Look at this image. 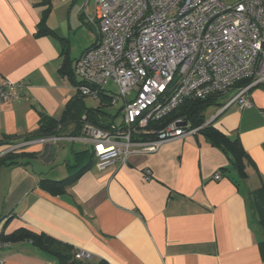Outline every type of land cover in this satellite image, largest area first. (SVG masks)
I'll list each match as a JSON object with an SVG mask.
<instances>
[{"label":"crops","instance_id":"crops-1","mask_svg":"<svg viewBox=\"0 0 264 264\" xmlns=\"http://www.w3.org/2000/svg\"><path fill=\"white\" fill-rule=\"evenodd\" d=\"M94 15V0H0V84L24 83L0 101V157L12 147L8 138L23 143L42 116L59 119L78 92L65 70L80 81L76 62L99 37ZM44 26L48 30L40 31ZM251 99V107L224 102L205 122L239 138L249 157L245 180L227 152L199 130L132 154L125 164L81 154L93 153L85 142L71 147L73 163L56 164L62 139L25 141L19 152L37 155L0 166V223L10 242L0 264H58L31 239L12 238L21 227L88 252L94 262L264 264V232L248 199L250 190L264 185V86L253 89ZM83 165L61 194L40 185Z\"/></svg>","mask_w":264,"mask_h":264},{"label":"built area","instance_id":"built-area-1","mask_svg":"<svg viewBox=\"0 0 264 264\" xmlns=\"http://www.w3.org/2000/svg\"><path fill=\"white\" fill-rule=\"evenodd\" d=\"M94 5L99 37L76 62L77 90L94 98L109 93L112 105L122 100L121 121L107 127L86 122L81 136L38 141L82 140L103 163L125 164L132 154L150 153L200 129L182 118L156 125L184 100L232 94L225 107H251L252 89L264 85V0H94ZM109 80L119 93L105 90ZM22 86L1 83L0 101ZM150 173L147 169L146 178ZM2 228L0 223V251L10 244L1 238ZM76 256L91 258L81 250Z\"/></svg>","mask_w":264,"mask_h":264},{"label":"trees","instance_id":"trees-1","mask_svg":"<svg viewBox=\"0 0 264 264\" xmlns=\"http://www.w3.org/2000/svg\"><path fill=\"white\" fill-rule=\"evenodd\" d=\"M47 30L48 28L44 26L40 31L44 32ZM65 72L75 85L81 83L80 81L75 80L73 70L68 72L65 70ZM260 86L264 85H258L256 87ZM84 97L85 96L78 91L67 103L65 110L59 119L42 116L40 126L23 141L40 139L47 136H81L86 122H92L102 127H107L110 123L115 122L118 114L116 116H111V119H107L105 116L106 113L101 106L97 108L88 107ZM219 97H225L226 99L227 96L225 94H220L213 95L207 99H186L165 120L159 121L156 125L158 127H164L168 122L175 118H182L188 122L189 128L200 127L199 131H201L211 144L219 146L227 152L232 168L236 171L239 179L245 180L248 177L246 167L249 163V157L239 138L229 137L216 128L213 123L205 125L207 120L205 112ZM99 98H101L106 104L112 105L111 94L102 92ZM84 115L86 116L85 118L83 117ZM8 139V143L12 145L19 143L18 141L15 142V140L12 141L14 138ZM85 152H88L91 157L93 156V153L88 149L81 152V154ZM36 155L35 152H19L18 149H13L0 157V166L4 164H22L25 158L34 157ZM87 167L88 165H83L79 167L73 175L60 180L43 178L40 180V185L52 194H61L65 192L66 187L71 182L75 181ZM248 199L256 212L258 222L264 232V185L250 190L248 192ZM11 237L16 239H31L42 251L54 256L58 264H109L105 260L94 262L87 258H78L76 256L78 249L74 246L64 243L45 233H39L26 227L17 229ZM1 238L6 240L3 235H1ZM260 248L264 257V239L260 242Z\"/></svg>","mask_w":264,"mask_h":264},{"label":"rangeland","instance_id":"rangeland-1","mask_svg":"<svg viewBox=\"0 0 264 264\" xmlns=\"http://www.w3.org/2000/svg\"><path fill=\"white\" fill-rule=\"evenodd\" d=\"M105 90H110L111 92H113L114 94L116 93H119L120 92V87L119 85L114 82L113 80H109L106 85H105ZM232 96L229 95L228 97H226V99H223L222 97L218 98L216 100V102L212 105H210L207 110H206V116L208 117L212 112H214L217 108H220L222 106V104L224 102H226V100L228 98H230ZM85 102L87 104L88 107L90 108H97L99 106L102 107V109L105 111L106 113V118L107 119H111V116H116L120 110V108L122 107L123 105V101L121 100L117 105H109V104H106L105 102L102 101L101 98H94L92 96H89V95H86L85 97ZM117 122H120L121 121V115H118L116 116V119H115ZM60 144H62L63 146L59 149L61 150L60 151V155L57 159V162L56 164H63L65 161H67V159L71 160V147L74 145V147L76 149H81V148H84L86 146V144H84V141L80 140V141H72V140H69V139H62L59 141ZM16 145V144H15ZM14 144L12 146H15ZM22 147V146H21ZM21 147H18L17 149H20ZM61 161V162H60ZM72 163H73V158H72ZM63 177V176H62Z\"/></svg>","mask_w":264,"mask_h":264},{"label":"water","instance_id":"water-1","mask_svg":"<svg viewBox=\"0 0 264 264\" xmlns=\"http://www.w3.org/2000/svg\"><path fill=\"white\" fill-rule=\"evenodd\" d=\"M184 124L186 125L187 123H186V122H184Z\"/></svg>","mask_w":264,"mask_h":264}]
</instances>
